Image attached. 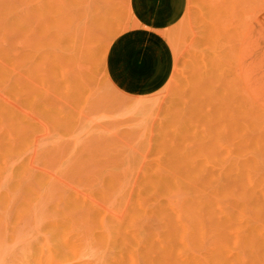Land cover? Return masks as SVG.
Returning <instances> with one entry per match:
<instances>
[{
    "label": "rangeland",
    "instance_id": "obj_1",
    "mask_svg": "<svg viewBox=\"0 0 264 264\" xmlns=\"http://www.w3.org/2000/svg\"><path fill=\"white\" fill-rule=\"evenodd\" d=\"M260 1L0 0V264H264Z\"/></svg>",
    "mask_w": 264,
    "mask_h": 264
},
{
    "label": "crops",
    "instance_id": "obj_2",
    "mask_svg": "<svg viewBox=\"0 0 264 264\" xmlns=\"http://www.w3.org/2000/svg\"><path fill=\"white\" fill-rule=\"evenodd\" d=\"M163 2L165 5L172 6L169 9V14H171L173 19H176L178 15L184 13L185 10L184 6H186L189 3V0H163ZM260 3L264 5V0H261ZM175 6H179V7H175ZM165 9H167V7H165ZM164 11L166 14L168 10H164ZM159 14H161L160 11ZM156 21L159 22L158 19ZM253 26L254 28H257L258 30L264 32V6H262L260 10L257 12Z\"/></svg>",
    "mask_w": 264,
    "mask_h": 264
}]
</instances>
